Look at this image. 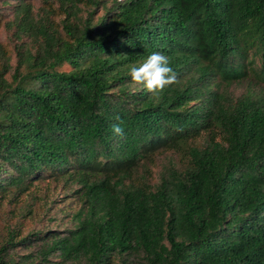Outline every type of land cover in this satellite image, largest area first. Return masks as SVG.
<instances>
[{"label":"trees","instance_id":"trees-1","mask_svg":"<svg viewBox=\"0 0 264 264\" xmlns=\"http://www.w3.org/2000/svg\"><path fill=\"white\" fill-rule=\"evenodd\" d=\"M43 4L0 0L18 41L15 68L0 44V208L61 179L80 205L65 237L12 231L0 264H264V0ZM153 52L177 75L159 95L129 76ZM168 151L183 164L152 185Z\"/></svg>","mask_w":264,"mask_h":264},{"label":"rangeland","instance_id":"rangeland-1","mask_svg":"<svg viewBox=\"0 0 264 264\" xmlns=\"http://www.w3.org/2000/svg\"><path fill=\"white\" fill-rule=\"evenodd\" d=\"M29 1L35 13L41 11L44 5L43 0ZM12 5H16V2H12ZM3 15L4 24L0 31V44H3L4 48L12 54L11 66L15 68L18 60L15 46L18 41L14 37L15 30L5 24L15 19L14 11L13 9L3 10ZM63 70L69 71L70 68L66 66ZM11 75L12 73L7 75L9 81ZM248 89H251V86L244 84L234 86L232 92L240 96L245 94ZM183 160V156L172 151L159 154L153 163H148L150 171L148 180L152 185H158L162 174L171 165H182ZM68 183L65 179L40 181L35 184L32 191L27 195L18 199L9 195L0 208V248L8 241L9 234L12 231L18 233L15 242H20L22 238L31 233L52 231L61 234L62 237L67 236L68 232L73 229L72 213L80 205L79 195L76 194L79 186ZM43 243L44 241L33 242L29 247L18 244L15 249L11 250V256L19 260L24 255L39 251ZM50 261L59 263L58 254L51 256ZM131 263L143 264L139 258H133Z\"/></svg>","mask_w":264,"mask_h":264},{"label":"clouds","instance_id":"clouds-1","mask_svg":"<svg viewBox=\"0 0 264 264\" xmlns=\"http://www.w3.org/2000/svg\"><path fill=\"white\" fill-rule=\"evenodd\" d=\"M129 76L132 87L143 86L153 95H159L166 88L177 83V75L170 66V58L160 52H153L138 66L130 65ZM115 119L117 123L112 125V133L116 137H123L122 121L118 116Z\"/></svg>","mask_w":264,"mask_h":264}]
</instances>
